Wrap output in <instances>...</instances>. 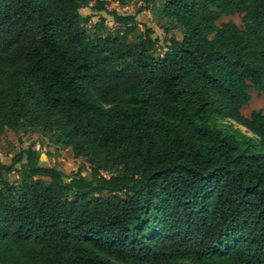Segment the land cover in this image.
Returning a JSON list of instances; mask_svg holds the SVG:
<instances>
[{
  "label": "trees",
  "instance_id": "trees-1",
  "mask_svg": "<svg viewBox=\"0 0 264 264\" xmlns=\"http://www.w3.org/2000/svg\"><path fill=\"white\" fill-rule=\"evenodd\" d=\"M106 4L0 0V137L49 134L89 168L0 159V264H264V113H241L264 96V0H163L181 37L134 40Z\"/></svg>",
  "mask_w": 264,
  "mask_h": 264
},
{
  "label": "rangeland",
  "instance_id": "rangeland-1",
  "mask_svg": "<svg viewBox=\"0 0 264 264\" xmlns=\"http://www.w3.org/2000/svg\"><path fill=\"white\" fill-rule=\"evenodd\" d=\"M107 11H116L118 13H131L136 16V28L134 34L130 37L135 39V36L143 31L145 24L153 29V35L160 39L174 36L175 38L181 37L179 27L173 21L161 17L157 10L160 1L155 2V6H151L148 10L137 12V9L142 4V0H105ZM94 4L91 1L90 5ZM82 14L91 15V24L100 21L101 15L105 18L103 33H114L118 28L117 24L113 21L112 16L105 12L97 13L89 7L80 9ZM233 21L236 25H241V18L237 14L221 16L218 24L226 21ZM250 100L242 107L241 113L245 116L249 115L252 110H261L264 113V96L254 89L249 90ZM242 130L244 128L241 127ZM28 146L37 149L41 154L40 163L48 166H53L63 172L69 174L79 168L82 169V174L88 175V165L81 159L74 157L69 147H64L55 143L49 134L40 132H14L13 130H6L0 137V159L3 162H8L10 157L20 149L27 148ZM15 173L10 174V180H16Z\"/></svg>",
  "mask_w": 264,
  "mask_h": 264
}]
</instances>
